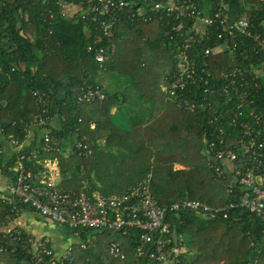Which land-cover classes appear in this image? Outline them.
Wrapping results in <instances>:
<instances>
[{
  "label": "trees",
  "instance_id": "16d2710c",
  "mask_svg": "<svg viewBox=\"0 0 264 264\" xmlns=\"http://www.w3.org/2000/svg\"><path fill=\"white\" fill-rule=\"evenodd\" d=\"M62 1L0 0V167L4 173L15 178L18 154L5 162L3 139L12 136L25 142L46 100L51 117L48 129L58 140L57 149L51 150L42 137L25 145L20 153L36 151L28 162L34 171L44 160H56L61 178L58 189L85 188L90 193L121 195L150 178L154 198L162 207L169 208L185 199H197L212 207L238 202L243 187L233 185L230 175H216L204 142L206 138L216 140L222 128L223 147L236 144L242 128L239 124L231 126L229 121L237 97L210 96L204 108L189 111L162 89L177 69V46L182 41L179 33L192 25L191 18L176 19L180 7L188 5L187 0H176L171 13L166 10L171 0H132L119 13L115 27L117 54L104 63L97 62L88 50L89 45H97L95 37L100 32L96 24L77 14L67 15L60 5ZM195 1L203 15L211 16L222 8L231 22L248 17L253 32L264 34V0ZM68 3L82 7L84 0ZM156 3L161 8L156 9ZM180 25L181 29L176 30ZM208 32L212 40L195 44L190 54L199 64L207 63L214 76L223 66L257 65L256 54L251 51H247L243 62L241 50L251 48L253 42L242 34L237 35L240 45L235 54L226 51L204 57V50L214 47L217 29L214 26ZM106 42L102 38L99 44ZM105 74L126 81L123 100L117 92L101 85ZM83 82L103 88L105 99L78 102L74 88ZM259 86L248 92L255 99L256 111H264V79H259ZM128 101L135 108L127 110L124 103ZM114 107L121 114L119 120L116 112L112 113ZM54 119L59 126L52 124ZM78 140L91 148V154L78 152ZM17 205L21 211L33 210L27 204ZM11 214V206L0 199V228L9 222ZM167 214L182 237L181 264H264V248L255 242L261 237L262 221L248 210L238 206L228 211L227 218L222 213L204 215L169 209ZM93 231L110 238L108 252L112 260L101 247L100 237L94 240L100 264H150L137 259V238L112 231L82 230L79 234L87 240ZM112 242L121 245L126 259L110 254ZM73 256V261L66 264H92L88 252L76 255L73 251ZM0 264H27V260L21 254L0 252Z\"/></svg>",
  "mask_w": 264,
  "mask_h": 264
},
{
  "label": "built area",
  "instance_id": "2783aa9c",
  "mask_svg": "<svg viewBox=\"0 0 264 264\" xmlns=\"http://www.w3.org/2000/svg\"><path fill=\"white\" fill-rule=\"evenodd\" d=\"M131 1L84 0L77 12L78 17L95 23L96 30L100 32L95 37L97 45L88 47L97 62L104 63L114 57L117 50L115 27L119 13L127 9ZM68 4V0L60 3L63 8ZM187 4L186 7H180L181 12L176 15V19L181 16L191 18L192 25L179 33L182 41L177 46V69L168 78L169 84L165 90L179 107L189 111L204 108L209 104L210 96L237 97L235 113L229 121L231 126L239 124L242 128L236 144L223 147L225 132L222 128L218 129L216 140L206 138L204 142L216 175H230L233 185L243 187L240 200L226 206L212 207L197 199H185L174 202L169 208L162 207L154 198L150 178L140 181L121 195H103L98 191L90 193L85 188L80 191L60 190L47 179L50 170L47 163L52 160H44L41 167L34 171L28 162L36 156V151L28 155L20 153L25 142L20 143L10 136L8 140L16 147L18 154L14 167L15 178L8 185L9 197L5 200L11 206L10 222L21 211L17 204H27L40 216L64 225L75 233L82 230L112 231L137 238L135 253L138 260L150 264H181L182 237L169 221L168 209L175 212L195 211L204 215L222 213L227 218L229 210L240 206L262 221L261 237L255 242L261 249L264 248V111H256L253 107L255 99L248 92V89L259 88V79H264V34L253 32V24L248 17L231 22L222 8L210 16L203 15L197 1L187 0ZM176 6L174 0V5L170 4L166 8L167 12L171 13ZM155 7L159 9L161 5L156 3ZM181 25L175 29H181ZM214 26L217 29L214 47L206 48L204 57L226 51L235 54L240 45L237 35L242 34L253 42L251 48L241 50L243 62L247 60V51H251L256 54L257 65L223 66L219 74L214 76L207 63L199 64L191 56L190 50L203 40L211 41L208 29ZM102 38L106 39V44H99ZM195 87L198 89L195 90ZM74 92L80 103L102 101L106 97L103 88L87 82L76 85ZM42 106V113L33 124L44 131V141L54 150L57 149L58 140L48 129L51 117L46 100ZM247 109L248 115L245 114ZM94 126L91 123V127ZM75 147L85 156L92 152L83 140H78ZM82 247L86 248L87 244L83 243ZM109 249L114 258L126 259V253L119 243L112 242ZM0 252L21 254L27 264H66L74 258L71 247L57 253L49 239L35 238L20 225L1 231Z\"/></svg>",
  "mask_w": 264,
  "mask_h": 264
},
{
  "label": "crops",
  "instance_id": "0c3cea01",
  "mask_svg": "<svg viewBox=\"0 0 264 264\" xmlns=\"http://www.w3.org/2000/svg\"><path fill=\"white\" fill-rule=\"evenodd\" d=\"M170 4L174 5V0L170 1ZM64 11L69 16H75L78 11H80V6L74 4H68L65 6ZM117 52L115 53V55ZM114 55V57H115ZM101 85L104 88H108L109 90L115 91L118 93L120 100H123L124 93L127 91V83L126 81L120 80L117 76L112 74H105L102 77ZM166 85L162 87L165 90ZM124 107L127 110H132L134 105L132 103L125 102ZM115 118L119 120L121 114L119 111H116V107L112 109V113H115ZM54 126H59V122L54 119L52 121ZM44 131L37 127L36 125H31L28 130L27 139L25 141V145H29L34 140H39L42 138ZM3 152H4V161L8 162L9 159L16 153V147L7 139H3L2 141ZM48 168L50 169L47 173V179L54 186H58L60 183V170L57 161H49L47 163ZM12 178L4 173V171L0 167V199L5 201L9 197L8 185L11 183ZM15 225L22 226L28 233H30L35 238H47L50 240L52 247L55 249L57 253H62L69 247V243L67 239L62 234V231L59 228L60 224L54 223L42 216H40L37 212L31 209H24L20 211L18 217L14 221H9L5 225H3L1 230L5 228L14 227Z\"/></svg>",
  "mask_w": 264,
  "mask_h": 264
},
{
  "label": "rangeland",
  "instance_id": "374dc122",
  "mask_svg": "<svg viewBox=\"0 0 264 264\" xmlns=\"http://www.w3.org/2000/svg\"><path fill=\"white\" fill-rule=\"evenodd\" d=\"M176 167H181V166L176 165ZM59 228L62 231V234L64 235V237L67 239L69 246H71L72 250L74 251V253L76 255L79 253L88 252V255H89L88 260L92 264H100L101 261H99L95 257V255L97 253V247H96L95 241H94L95 239H97V237H100L101 247L104 250H107V251H105V253L107 254V257L109 258V260H112V258H110V256H109V252H108V244H109V240H110V238L108 236H106V235L98 236V234L95 231H93L91 233H88L87 240H86L79 233H75V232L69 230L64 225H59ZM83 243L87 244L86 248L82 247Z\"/></svg>",
  "mask_w": 264,
  "mask_h": 264
}]
</instances>
